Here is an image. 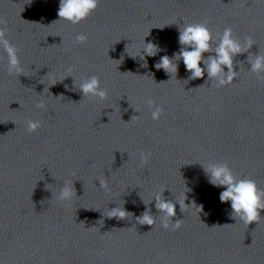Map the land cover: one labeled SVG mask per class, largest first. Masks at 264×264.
<instances>
[{
  "label": "water",
  "instance_id": "1",
  "mask_svg": "<svg viewBox=\"0 0 264 264\" xmlns=\"http://www.w3.org/2000/svg\"><path fill=\"white\" fill-rule=\"evenodd\" d=\"M58 7L0 0L23 68L9 73L0 47V264H264V210L249 225L230 218L202 166L227 164L264 190V80L248 62L264 55V0H99L75 25ZM185 23L204 24L213 48L226 27L254 41L234 57L232 84L189 80L182 62L171 77L153 67L178 51ZM144 38L160 49L147 67L136 57ZM93 75L103 100L78 88ZM163 190L191 207L165 221L153 200ZM115 207L123 219L108 217ZM146 210L152 226L137 221Z\"/></svg>",
  "mask_w": 264,
  "mask_h": 264
},
{
  "label": "clouds",
  "instance_id": "2",
  "mask_svg": "<svg viewBox=\"0 0 264 264\" xmlns=\"http://www.w3.org/2000/svg\"><path fill=\"white\" fill-rule=\"evenodd\" d=\"M98 4L99 0H59L57 15L60 18L59 20L74 25L79 24L98 7ZM5 31L0 28V47L7 55L8 71L9 73H22L23 68L17 55L18 50L6 39ZM217 36L218 43L213 48V35L204 24L185 23L179 28L178 43L180 47L178 51L174 52L171 57L168 55L161 56L153 67L157 70L162 69L171 77L172 73L176 74L178 72V62H182L186 72L189 73V80L203 78L206 74L207 80L205 83H208V81L214 82L217 88L230 85L238 75L233 67L234 57L237 54L248 52L255 44L249 37L246 44L242 45L233 37L232 29L229 27H226L223 33L217 34ZM76 40L81 43L85 42L87 36L79 34ZM143 43L144 47L140 49L139 55L136 57L144 61L141 67H147L146 57H155L160 49L153 42H146L145 38ZM205 53H208V55L205 56ZM248 62L251 65L250 71L256 74L257 79L264 80V55L249 53ZM78 88L84 97L93 96L103 100L107 96V90L101 87L100 81L95 75L82 79ZM148 104L152 108L153 102L151 100L148 101ZM161 113V108H155L151 113L152 118L154 120L158 119ZM38 127H40L38 121L31 119L27 121L29 132L35 131ZM202 166L208 182L214 187L223 189L219 193V200L221 203L230 202V218H239L247 225L257 222L261 218V210H264V190L259 189L254 180L237 179L227 164L224 163H212ZM164 191L156 194L153 200H155V208L164 214L165 221L168 219L173 221L172 218L176 216L177 204L181 213L185 207H191V204L185 203L186 199L183 201L166 200L163 196ZM72 193L73 187L65 182L60 189L61 199H70ZM109 213V218L123 219L128 212L124 208L115 207L109 210ZM137 221L141 225L152 226L154 218L149 210H146L141 216L137 217ZM162 226L167 229L169 223L164 222ZM171 226L174 230L178 229L180 221L176 220Z\"/></svg>",
  "mask_w": 264,
  "mask_h": 264
}]
</instances>
